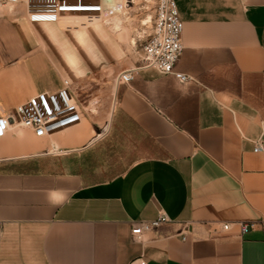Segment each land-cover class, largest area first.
I'll return each instance as SVG.
<instances>
[{
  "label": "crops",
  "instance_id": "0c3cea01",
  "mask_svg": "<svg viewBox=\"0 0 264 264\" xmlns=\"http://www.w3.org/2000/svg\"><path fill=\"white\" fill-rule=\"evenodd\" d=\"M175 2V69L193 81L142 67L116 81L105 117L0 136V264H264V0ZM40 23L61 27L0 12V116L93 63L53 38L34 50ZM160 211L172 222L135 240L133 224Z\"/></svg>",
  "mask_w": 264,
  "mask_h": 264
},
{
  "label": "built area",
  "instance_id": "2783aa9c",
  "mask_svg": "<svg viewBox=\"0 0 264 264\" xmlns=\"http://www.w3.org/2000/svg\"><path fill=\"white\" fill-rule=\"evenodd\" d=\"M132 0H0V6L25 4L30 23L51 22L61 27L84 25L102 21ZM184 22L180 18L175 0H156L155 17L143 45L141 66L122 70L117 75V83H128L134 79L142 67H150L161 73H171L181 83H189L194 77L177 71L176 63L184 49L182 38ZM86 107L78 98L73 83L64 79L62 87L56 91H39L25 101L0 116V136L14 127L30 129L34 135L43 137L82 120ZM264 150L263 140L256 143L254 151ZM172 222L166 213L161 212L154 219L142 220L133 224L132 237L141 241L144 233ZM241 232L246 233L258 225L257 221H240ZM231 222L222 224L227 230ZM1 237V230H0ZM186 239V234H183ZM145 260H141L144 264Z\"/></svg>",
  "mask_w": 264,
  "mask_h": 264
},
{
  "label": "rangeland",
  "instance_id": "374dc122",
  "mask_svg": "<svg viewBox=\"0 0 264 264\" xmlns=\"http://www.w3.org/2000/svg\"><path fill=\"white\" fill-rule=\"evenodd\" d=\"M128 4L129 7L121 12L123 14L118 13V18H111L115 15L114 13L104 17V20L111 18L112 22L109 21L108 26L102 21L84 24L86 27H82L83 25L57 27L49 23L30 25L31 32L36 39L33 44L34 50L43 51L44 49L41 47L46 44V39L53 38L73 44L75 50L81 52L82 60L84 58L87 61L92 60L93 63L79 70L75 79L72 80L73 88L86 110L90 111L91 108L98 112L103 110L104 117L108 115L112 104H114L118 73L123 68L143 64L141 60L143 45L151 31L155 17L156 0H132ZM19 6H22L26 12L25 4H17L14 8L0 6V12L14 11ZM148 15H150L151 21L144 23L143 20ZM90 30H93L92 33L87 34ZM82 60L81 65H84ZM87 61L86 64L88 65L89 62ZM109 121L110 118L108 117L106 123ZM110 156L111 154L105 156L104 160H108ZM114 160L117 161L116 163L118 161L124 162L123 157L114 158ZM117 170L108 169L105 171V176L107 173H115Z\"/></svg>",
  "mask_w": 264,
  "mask_h": 264
},
{
  "label": "bare ground",
  "instance_id": "6f19581e",
  "mask_svg": "<svg viewBox=\"0 0 264 264\" xmlns=\"http://www.w3.org/2000/svg\"><path fill=\"white\" fill-rule=\"evenodd\" d=\"M129 4H125L122 8H119V10H116L115 12H114V14L115 15H113L111 18H118L119 17V15H118V13H121L122 11H124L126 8H128L129 6H128ZM12 8H14L15 7V5L14 6H11ZM121 14H123V13H121ZM111 18H107L106 20H104V24L105 25H107L108 26V24H109V21H111ZM144 21V23H148V22H150L151 21V17H150V15H148L147 16V18L145 19V20H143ZM112 22V21H111ZM82 27H86V25H83ZM90 111H93L92 109H90ZM94 112V111H93Z\"/></svg>",
  "mask_w": 264,
  "mask_h": 264
}]
</instances>
